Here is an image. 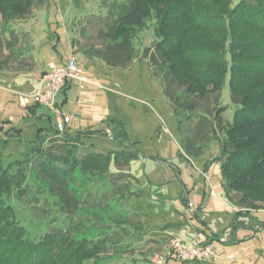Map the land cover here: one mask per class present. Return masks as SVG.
I'll use <instances>...</instances> for the list:
<instances>
[{
	"label": "rangeland",
	"instance_id": "374dc122",
	"mask_svg": "<svg viewBox=\"0 0 264 264\" xmlns=\"http://www.w3.org/2000/svg\"><path fill=\"white\" fill-rule=\"evenodd\" d=\"M107 11L99 0H51L33 5L24 18L7 25L0 15V167L16 170L35 154L33 141L49 134L56 114L43 104H38L37 114H28L31 103L23 101V94L33 91L47 61L73 55L88 81L69 80L57 95L67 119L65 133L81 135L82 148L111 151L119 162L123 155L128 159L126 164L112 160L104 179L108 188L121 186L115 196L106 193L99 199L100 183L93 180L89 188L78 169L73 173L70 191L84 203L75 210L79 223L71 232L79 238H109L106 252L87 264H264V202L247 214L236 212L245 207L237 204L238 194L223 187L220 162L214 159L219 143L211 133L205 137L204 131L195 132L205 110L213 115L214 94L194 99L199 107L194 110L186 107L183 97L176 96L179 103L172 99L163 73L142 55V48L150 45L148 32L143 43H136L140 50L126 67H108L100 58L86 55L85 49L103 43L96 24L108 18ZM221 100L230 105L227 84ZM104 128L106 134H89ZM49 144L43 141V146ZM31 177L48 189L35 172ZM26 190L24 201L35 186ZM42 200L43 196L40 204ZM10 202L17 208L14 199ZM50 205L47 217L36 225L40 231L49 226L50 218L63 217ZM17 211L21 218H40ZM36 232L34 227L33 237ZM194 236L212 238L215 258L191 262L167 256L172 237L189 243Z\"/></svg>",
	"mask_w": 264,
	"mask_h": 264
},
{
	"label": "trees",
	"instance_id": "16d2710c",
	"mask_svg": "<svg viewBox=\"0 0 264 264\" xmlns=\"http://www.w3.org/2000/svg\"><path fill=\"white\" fill-rule=\"evenodd\" d=\"M44 1L51 2L0 0L1 20L7 25L24 18L33 5ZM99 2L109 12L108 18L96 24V34L103 43L91 45L83 52L100 58L108 67L123 68L134 60L140 50L136 43H143L144 33L148 32L150 45L142 48V55L163 73L172 99L181 96L186 107L194 110L199 108L194 99L214 94L213 115L205 110L206 115L202 116L195 132L199 135L204 131L205 137L211 133L219 143V154L214 159L220 162L223 187L238 194L237 204L245 207L236 212L247 214L251 208H257V203L264 202V0ZM7 42L12 43L10 38ZM226 84L229 106L221 100ZM66 86L67 83L58 93ZM177 87L183 89L177 90ZM176 102L179 103L177 99ZM38 104L27 105L28 114H36ZM55 105L61 110L57 96ZM225 117L229 121H223ZM49 131L45 139L39 136L33 141L35 154L27 156L16 170L0 167V264H87L106 252V239H109L106 236L79 238L77 233L71 232L79 223L74 220L75 210L81 208L84 201L71 193L70 182L78 169L86 178L84 185L92 188L93 180L100 183L99 199L106 193L115 196L116 188L121 186L108 188L104 179L112 160L126 164L128 159L123 155L119 162L111 151L80 147L81 135H67L57 128L56 122ZM95 132L106 134L107 130L89 134ZM44 140L50 142L46 147ZM59 140L60 143L55 144ZM79 148L85 151H78ZM34 172L47 190L32 181ZM31 185L35 186V192L24 201L22 195ZM98 189L96 187L95 191ZM51 196L58 202L51 201ZM10 198L17 202L18 209ZM50 204L63 212V217L50 218L48 227L52 230L46 227L40 231L36 225L47 217ZM37 208L46 212L30 211ZM17 210L22 215L36 214L40 218H21ZM34 227L39 230V234L34 233L35 237L31 234ZM211 239L205 241L211 242Z\"/></svg>",
	"mask_w": 264,
	"mask_h": 264
},
{
	"label": "built area",
	"instance_id": "2783aa9c",
	"mask_svg": "<svg viewBox=\"0 0 264 264\" xmlns=\"http://www.w3.org/2000/svg\"><path fill=\"white\" fill-rule=\"evenodd\" d=\"M77 79L87 82L82 65L73 55L66 57L64 62L59 65L53 63L43 70L37 77V84L31 93L23 94L25 103H39L47 106L56 114L55 122L60 131L64 130L65 115L56 105V96L58 91L69 81ZM211 194L214 190L211 189ZM170 257L174 255L181 261H207L215 258V248L212 242L201 240L199 236H194L189 243L178 238L172 237L167 245Z\"/></svg>",
	"mask_w": 264,
	"mask_h": 264
},
{
	"label": "crops",
	"instance_id": "0c3cea01",
	"mask_svg": "<svg viewBox=\"0 0 264 264\" xmlns=\"http://www.w3.org/2000/svg\"><path fill=\"white\" fill-rule=\"evenodd\" d=\"M67 57V56H66ZM66 57H64V58H59V59H57L56 61L57 62H53V61H47V63L44 65V68L40 71V72H42L43 70H45V69H47L48 67H49V64H51V63H53V64H55V65H59V64H61L62 62H64V60L66 59ZM36 80V79H35ZM69 85V81L67 82V86ZM35 87H36V85H34L33 86V88H32V90H34L35 89ZM28 104H30V103H28ZM32 104V103H31ZM36 114H37V112H36ZM67 125V119L65 120V123H64V131H65V126ZM106 130H107V128H105ZM199 238L201 239V240H205L206 238H201L200 236H199ZM192 239V238H191ZM190 239V240H191Z\"/></svg>",
	"mask_w": 264,
	"mask_h": 264
}]
</instances>
